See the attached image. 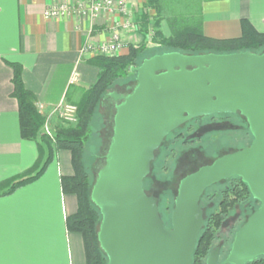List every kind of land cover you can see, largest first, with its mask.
<instances>
[{
  "label": "water",
  "instance_id": "water-1",
  "mask_svg": "<svg viewBox=\"0 0 264 264\" xmlns=\"http://www.w3.org/2000/svg\"><path fill=\"white\" fill-rule=\"evenodd\" d=\"M131 92L104 95L119 101L104 164L90 199L100 210L98 243L107 264H193L205 223L201 199L213 185L239 177L260 205L236 231L219 261L220 246L206 264H247L264 256V51L227 54H156L133 67ZM214 114H238L251 144L216 157L183 177L165 225L159 200L144 181L167 137L185 123ZM211 126L202 132L219 131Z\"/></svg>",
  "mask_w": 264,
  "mask_h": 264
},
{
  "label": "crops",
  "instance_id": "crops-1",
  "mask_svg": "<svg viewBox=\"0 0 264 264\" xmlns=\"http://www.w3.org/2000/svg\"><path fill=\"white\" fill-rule=\"evenodd\" d=\"M147 0L130 3L133 19L141 26ZM180 1V0H179ZM203 20L204 33L213 38L241 35V20L248 19L264 32V0H187ZM86 0H0V182L29 170L39 158L36 141L23 139L19 105L13 96V69L22 65L25 87L44 116L61 101L76 100L97 80L99 69L90 59H81L80 49L90 36L93 42L111 38L120 22L119 14L101 12L95 18L78 13L46 19V9L67 3L77 7ZM162 30L169 35L166 18L178 13L179 3L161 0ZM152 21V19H151ZM90 30L92 33H90ZM125 48L145 42L140 29L121 30ZM114 54V55H117ZM78 72L76 84H70ZM41 108V111L40 109ZM59 123V122H58ZM57 131L62 124L54 123ZM74 174L69 150L58 149L45 172L34 182L0 197V264H87L83 237L69 231L68 216L78 209L77 197L66 194L62 176Z\"/></svg>",
  "mask_w": 264,
  "mask_h": 264
},
{
  "label": "trees",
  "instance_id": "trees-1",
  "mask_svg": "<svg viewBox=\"0 0 264 264\" xmlns=\"http://www.w3.org/2000/svg\"><path fill=\"white\" fill-rule=\"evenodd\" d=\"M161 6V0H147L145 8L155 9L156 14L150 16L148 11H145L142 15V31L146 33L149 27H152L155 32L151 43L145 41L137 45H129L128 53L126 54L111 56L97 55L90 58V63L97 66L99 69L97 80L93 86L83 91L82 98L79 103H77V124H74L75 126L69 125L67 127H60L57 130L55 140H52L41 132L45 118L37 108L34 94L25 87L22 78V65L19 63H9L14 72L12 79L14 86L13 96L17 99L19 105L21 136L23 139L33 140L38 143L39 158L29 170L14 178L0 182V197L10 195L20 187L36 181L47 169L56 150H69L72 155L74 174L71 176H62L61 186L64 193L76 195L78 209L76 213L67 217L66 225L69 231L78 232L82 235L87 264H107L108 261L106 254L99 246L97 237L101 213L90 199L95 175L91 169L89 148L87 145L93 133V126L102 119L100 112L101 100L105 93L118 83L129 81V79L134 81L136 74L131 72V69L139 66L145 58H149L156 54L172 51L190 55L205 53L227 54L246 51L262 53L264 51V32L258 31L248 19L241 20L240 36L233 38H213L204 33L203 20L198 13L190 11L194 14L188 17L183 16L181 13H174L166 19L170 29V34L166 35L162 30L163 17L161 16V12L163 8ZM113 116L110 122L109 138L108 141H106L103 151L104 155L113 132ZM243 120L246 121L245 119ZM246 133L251 136V141L249 142V144H251L253 136L249 127H247ZM173 135L174 133H171L167 137V140ZM177 138H182V135L179 134ZM199 140L201 139H197V141ZM183 141L184 143L189 142L186 140ZM168 142L169 141L161 147L160 153L156 159L157 169H155L154 173L163 172L167 168L165 164L167 154H165V152H168ZM174 149L175 146L173 145L170 147L169 151H174ZM218 149H220V147ZM104 161L105 159L100 167L103 166ZM159 164L160 168L158 166ZM201 166L200 164L195 168L189 169L187 174L196 171ZM169 171H167V174L170 173ZM156 175L155 177L158 178L159 174L158 176ZM164 181L160 186L154 184V192L151 190V181L145 179L144 187L159 200L162 218L165 221V225L170 226L171 212L179 181L176 188L170 187L171 184L169 180ZM232 181L231 185L228 184V182H220L208 188L201 199L202 207H204V200L206 198L214 199L215 197V194H210V190H214V192L217 190L220 191L218 195L220 200L224 197L222 193L231 191L235 186V190L239 193L237 201L247 205L252 204V206L257 208L259 201L252 196L248 185L237 176H235ZM218 204L220 209L218 212L215 211L214 208H209V214L205 219L204 227L200 232L197 246L193 254V264H206L209 253L216 246H219L216 243L219 238H223L224 240V245L220 246L221 251L219 260L220 262L223 261L228 254L236 231L240 228L239 225L243 224L242 221L244 219L236 225L231 224L229 226V229H231L229 232L227 231V234L225 232L220 233L219 227L229 215L230 211H225L227 206L226 202L223 205L220 203ZM225 226H228V224ZM247 264H264V256H260Z\"/></svg>",
  "mask_w": 264,
  "mask_h": 264
},
{
  "label": "rangeland",
  "instance_id": "rangeland-1",
  "mask_svg": "<svg viewBox=\"0 0 264 264\" xmlns=\"http://www.w3.org/2000/svg\"><path fill=\"white\" fill-rule=\"evenodd\" d=\"M175 3L176 4L179 3L177 10H178V13H181L183 16L188 17L191 14H194V13L190 12L191 10H194V9H193V7H190L187 0H180V1L175 0ZM161 16H163L162 13H161ZM166 25H168V24H166ZM168 30H170V29L168 28ZM169 33H170V31H169ZM131 80L132 79H129V81H125V82L118 83V84L114 85L106 93L111 92L113 90H116V88H118V89L124 88L130 84L135 85V81H131ZM82 95H83V91L78 94V97L76 100L67 99L65 101L73 103L77 106V103H79V101L81 100ZM104 102H105V100L102 99L101 100V109H100L102 119L100 122H97L93 126L94 127L93 133H92L89 141L87 142V145L89 148L90 161H91L90 162L91 163V169H92V172L94 175L101 168L100 167V163H101L100 158H101L102 154L104 153L103 152L104 147L106 145V141H108V138H109L110 122H111L112 116L114 114V111H111L110 109L105 107V105H103ZM77 108H78V106H77ZM55 122H56V124H59V123L62 124L61 127L69 126V124H65L63 121L59 120L58 118H54L52 120V130H54L55 133H57V131L55 130V128L53 126ZM240 123H241V130H238L236 132L230 131V130L229 131H221V132H212V133H209V134L202 136L200 138L201 140H199V141L194 139L192 141H189L188 143H184L183 140H185L186 138L189 139L191 132L184 129L185 132H184V136H182V138H177L178 134L174 133V135L171 136V138L169 140L166 139L164 142V144H165L167 141H169L168 142L169 143L168 152L167 151L165 152V154H167V156H166L167 160L165 161L167 168L163 172L160 171V169H159V171L162 173H160V172L154 173L155 169H157L156 168L157 167V160L156 159L160 153V150H161V148H160L159 151H157V153H156L155 160L152 162L151 173L146 178V180L151 181L152 184H157L158 186H160V184L163 183V181L166 179L165 181H167V180L170 181V184H171L170 187L171 188H176L178 181L185 174L188 173L189 169L195 168L196 166H198L200 164L203 165L205 163L206 164L211 163L216 157H218L219 155H221L223 153L235 151V150L242 148V146L244 147V145H248L249 142L251 141V136L246 133L248 124L244 120H242ZM70 125L75 126L74 124H70ZM41 132L45 134L43 126L41 129ZM171 145L175 146L174 151H171V150L169 151L170 147H172ZM218 146L220 147V149H218L219 148ZM158 166L160 168V164ZM167 171H169L170 173L167 174ZM158 174H159V176H158ZM155 175L158 176V178L155 177ZM151 190L153 191V189H151ZM146 192L149 195H151V193L149 191L146 190ZM219 192L220 191H218V190L215 192H214V190H210V194L216 193L214 199H207L206 198V200H204L203 209L205 211V219H206L207 215L209 214V210H210L209 209L210 207H208V206H212L214 208V210L217 212L220 211V209L218 207V205H219L218 204L219 203V198H218ZM238 203H241V202H238ZM246 205L247 204L241 203L240 205L236 206L235 210H231L229 215L224 220V221L229 220L230 224H228V226H225L224 221H223L219 227L220 233L225 232L227 234L229 232V230L231 229V228L229 229V226L232 224V218L234 217V212L239 213V216H241V220L244 219L242 221L244 224V222L247 220L248 214H249V210L246 209ZM238 223H236V224H238ZM243 224H240L239 226L241 227ZM219 236H220V234H219ZM216 243L219 246H223L224 245L223 238H219V240H217Z\"/></svg>",
  "mask_w": 264,
  "mask_h": 264
},
{
  "label": "built area",
  "instance_id": "built-area-1",
  "mask_svg": "<svg viewBox=\"0 0 264 264\" xmlns=\"http://www.w3.org/2000/svg\"><path fill=\"white\" fill-rule=\"evenodd\" d=\"M132 1L137 0H86L84 4H81L77 7L63 3L46 9L44 12V17L46 19H52L78 13L83 16L95 18L101 12L119 14L124 18V20L118 24L116 30L113 32L109 40L104 42H93L90 40L89 36L80 49L81 59H90L97 55L111 56L120 53V51L125 48L121 30L128 31L135 28H141V26L138 25L133 19L130 11L129 6ZM90 33H92L91 30ZM154 34V29L149 27L148 31L144 33L145 41L147 43H151ZM78 79V72H74L70 79V84H76ZM39 109L41 111V108ZM54 118H58L65 124H76L78 122V108L75 104L65 100L50 108L48 113L45 115L43 128L45 134L52 140H55L56 136V133L54 130H52V120Z\"/></svg>",
  "mask_w": 264,
  "mask_h": 264
},
{
  "label": "flooded vegetation",
  "instance_id": "flooded-vegetation-1",
  "mask_svg": "<svg viewBox=\"0 0 264 264\" xmlns=\"http://www.w3.org/2000/svg\"><path fill=\"white\" fill-rule=\"evenodd\" d=\"M133 86H134V84H130V85H127L126 87L121 88V89L116 88V90H113V91L117 92L119 94L126 95V94L131 92L130 87H133ZM105 102L103 103V105H105V107H107L111 111H114L117 103H119V101L116 100L112 96H109L107 99H105ZM242 120H243V118L238 114H214V115H209V116L193 119V120L185 123L180 128L176 129L172 133H175V134L177 133L178 135L181 134L182 136H184V132H185L184 129H186L187 131L191 132L190 133L191 135H190L189 139L186 138L185 140L186 141H192L194 139L195 140L200 139L202 136L209 134V133H212V132H221V131H229V130L236 132L238 130H241V123L240 122ZM217 125L224 126V128L219 130V131H212V132H205V133L202 132V130L204 128L211 127V126H217ZM103 160H104V154H102V156L100 158V162L102 163ZM101 163H100V165H101ZM233 178L234 177L226 179L222 182H228V184L231 185V183L233 182L232 181ZM230 185H229V187H230ZM151 187H152L151 189L155 190L154 184H152ZM214 194L216 195V193H214ZM222 194H224V197H222L219 200V203L221 205H223L226 202V204H227V206L225 208L226 212H229V211L231 212V210H235L236 206L241 204V203H238V201H237L239 193L235 190V186L232 188L231 191H226ZM151 195H153V194H151ZM210 199H212V198H210ZM257 205H258L257 206V208H258L260 203H258ZM208 207H210V209L213 208L212 206H208ZM257 208L252 206V204H248V206L246 205V209L249 210L248 216ZM240 220H241V216H239V213L234 212V217L232 218V225H236V223L240 222ZM227 224H230L229 220L224 221V225H227ZM219 260H220V257H219Z\"/></svg>",
  "mask_w": 264,
  "mask_h": 264
}]
</instances>
